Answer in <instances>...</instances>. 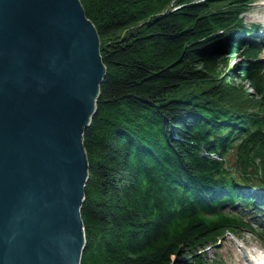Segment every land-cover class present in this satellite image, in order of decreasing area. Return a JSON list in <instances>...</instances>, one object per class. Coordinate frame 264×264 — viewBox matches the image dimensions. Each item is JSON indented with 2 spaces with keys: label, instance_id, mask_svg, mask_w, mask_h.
<instances>
[{
  "label": "trees",
  "instance_id": "obj_1",
  "mask_svg": "<svg viewBox=\"0 0 264 264\" xmlns=\"http://www.w3.org/2000/svg\"><path fill=\"white\" fill-rule=\"evenodd\" d=\"M81 1L106 66L83 135L81 264H208V246L253 231L237 204L264 207L255 0Z\"/></svg>",
  "mask_w": 264,
  "mask_h": 264
},
{
  "label": "water",
  "instance_id": "obj_2",
  "mask_svg": "<svg viewBox=\"0 0 264 264\" xmlns=\"http://www.w3.org/2000/svg\"><path fill=\"white\" fill-rule=\"evenodd\" d=\"M105 75L81 0H0V264H81L83 135Z\"/></svg>",
  "mask_w": 264,
  "mask_h": 264
},
{
  "label": "rangeland",
  "instance_id": "obj_3",
  "mask_svg": "<svg viewBox=\"0 0 264 264\" xmlns=\"http://www.w3.org/2000/svg\"><path fill=\"white\" fill-rule=\"evenodd\" d=\"M244 21L247 25L259 24L264 28V0H255L244 13ZM263 37L264 29L259 34ZM261 59L264 61V52L261 54ZM250 90L252 88L247 85ZM236 211L249 220L253 231L243 230L237 235L225 234L219 242L206 248L208 264H242L240 262L242 249L244 246L256 244L264 248V207L261 209L246 207L243 208L239 204L236 206Z\"/></svg>",
  "mask_w": 264,
  "mask_h": 264
},
{
  "label": "bare ground",
  "instance_id": "obj_4",
  "mask_svg": "<svg viewBox=\"0 0 264 264\" xmlns=\"http://www.w3.org/2000/svg\"><path fill=\"white\" fill-rule=\"evenodd\" d=\"M240 262L242 264H264V248L256 244L244 246L241 244Z\"/></svg>",
  "mask_w": 264,
  "mask_h": 264
}]
</instances>
